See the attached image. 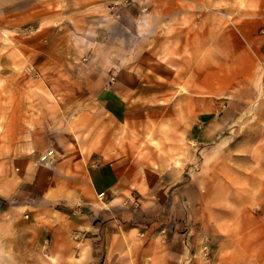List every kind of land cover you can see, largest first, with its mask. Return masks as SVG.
I'll use <instances>...</instances> for the list:
<instances>
[{
  "label": "crops",
  "instance_id": "obj_1",
  "mask_svg": "<svg viewBox=\"0 0 264 264\" xmlns=\"http://www.w3.org/2000/svg\"><path fill=\"white\" fill-rule=\"evenodd\" d=\"M31 29L0 43L36 50L35 75L0 79L39 98L0 97V264H108L128 245L190 264L202 235L215 264H264V0H0V34ZM83 93L101 102L90 148L67 136L35 166L40 130Z\"/></svg>",
  "mask_w": 264,
  "mask_h": 264
},
{
  "label": "rangeland",
  "instance_id": "obj_2",
  "mask_svg": "<svg viewBox=\"0 0 264 264\" xmlns=\"http://www.w3.org/2000/svg\"><path fill=\"white\" fill-rule=\"evenodd\" d=\"M109 7H115V5L113 4V6H109ZM21 33H17V34H14V33L7 34L6 33V35L5 33H2L0 34V43L1 44L10 43L11 38H13L15 41H20V40L26 41L32 38L33 30L31 29V32L29 34L26 33V30L22 34ZM63 36H64V32H62V37ZM22 50L23 52L17 55L8 54V51L6 49L0 50L2 57L11 56L12 64H13L11 67H6L3 63L0 64V73L9 72L15 75L17 73L24 72V73H28L29 75H33V74L35 75L36 65H35V62H33L32 60L36 58V52H35L36 50L26 48L25 46L24 48H22ZM13 51L15 52V50ZM83 58L78 60L77 64H79V62H82V63L89 62L91 59V56H88V57L84 56ZM77 68L78 70L75 73L77 74L78 77L82 75V78L84 79V69H80V68H85L84 65L80 64L79 67ZM15 80H17V77L15 76H14V81H6V80L0 79V92H1L0 97H2L3 101L5 100L6 97L10 96V94L6 91L7 87L15 88L14 87L15 84H22L28 91L27 95L30 98L29 103L37 105V101L39 98L36 97V95H34L32 91L34 88H36L37 82L35 80H28L25 82H22L21 80L20 81H15ZM93 81L95 82L96 80L93 78ZM89 82L90 81H87V88H92L93 90L99 87L94 82L92 86H88ZM83 83H84V80H83ZM40 92L41 91H39L38 94ZM45 98L46 99H44L43 101L45 102L44 103L45 109L46 110L52 109V107H49L48 105L50 106L54 105L53 98L49 95L47 96V93L45 94ZM42 99L43 98H40L41 101ZM42 112H45V111H42V110L40 111L39 109L36 115H42ZM101 115H102V112H101L100 97H94V96L90 97L88 93H83L80 96H77L76 102H75V109H73L71 113H65V112L62 113L60 119L50 117V120L53 119L54 124H56V126L54 127L51 123V126L43 127V129L40 130V133H39L40 138L49 148L47 147V151L44 153H38V151L35 148L29 149L28 155L30 158H33L34 165L45 167V169H50V168L52 169L56 167V165L59 162V159H62L61 155L63 153L66 154L65 150L62 149V147H61V150H59L58 139H61V141L63 142L65 140L68 141L69 139H66L67 136L72 137V139L69 140V142L71 143V146H74L73 144H75L76 145L75 147L80 152L82 153L87 152L88 149L90 148L89 142L92 141V138L97 131L96 129H98L99 127V124L101 121ZM45 116L46 117L49 116L47 111L45 112ZM3 132H4V129H0V133L4 137ZM33 138L34 136L30 134L29 141L32 140ZM51 153L52 155H50ZM259 228L261 230L262 226ZM195 229L197 232L200 231L199 228H195ZM260 230L258 231L260 232ZM161 233L162 234L165 233L164 228L161 230ZM142 235L143 234H140L138 236L140 238L142 237L144 238V236ZM164 242L165 241L162 239V243ZM262 243L264 245V241ZM195 245H194L195 249L193 252H195L196 254L192 256L191 259L193 261L190 262V264H194L196 263V261L198 262L197 264H215L216 263V254H215L216 252L210 242V238L207 235L200 236L199 242H196ZM257 248L259 249V246ZM104 261H108L107 262L108 264H148L149 263V259L147 257L140 256L137 254L135 255V247L131 245L127 246L126 254L121 255V256L120 254L118 255L114 254L110 256L108 259H106L105 256H102L99 259L98 263H104Z\"/></svg>",
  "mask_w": 264,
  "mask_h": 264
},
{
  "label": "built area",
  "instance_id": "obj_3",
  "mask_svg": "<svg viewBox=\"0 0 264 264\" xmlns=\"http://www.w3.org/2000/svg\"><path fill=\"white\" fill-rule=\"evenodd\" d=\"M50 155H52V153Z\"/></svg>",
  "mask_w": 264,
  "mask_h": 264
}]
</instances>
